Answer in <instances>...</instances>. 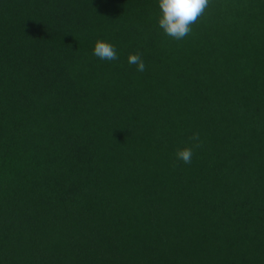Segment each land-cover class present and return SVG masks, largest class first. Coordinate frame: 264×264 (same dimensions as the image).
<instances>
[{"label": "trees", "instance_id": "obj_1", "mask_svg": "<svg viewBox=\"0 0 264 264\" xmlns=\"http://www.w3.org/2000/svg\"><path fill=\"white\" fill-rule=\"evenodd\" d=\"M159 15L0 0V264H264V0Z\"/></svg>", "mask_w": 264, "mask_h": 264}, {"label": "clouds", "instance_id": "obj_2", "mask_svg": "<svg viewBox=\"0 0 264 264\" xmlns=\"http://www.w3.org/2000/svg\"><path fill=\"white\" fill-rule=\"evenodd\" d=\"M158 3L160 8L158 24L160 28L168 36L180 40L192 31V25L204 13L210 0H158ZM93 54L101 60L112 61L118 58L116 46L107 39L96 40ZM128 63L136 65L139 72H143L146 68L145 62L139 53H130ZM195 138L199 139V135L196 134ZM176 155L184 163H191L193 149L186 146L179 149Z\"/></svg>", "mask_w": 264, "mask_h": 264}]
</instances>
